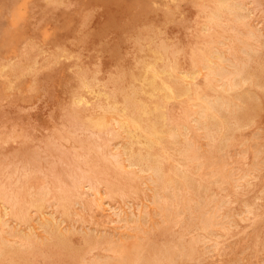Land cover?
Segmentation results:
<instances>
[{"label": "rangeland", "instance_id": "1", "mask_svg": "<svg viewBox=\"0 0 264 264\" xmlns=\"http://www.w3.org/2000/svg\"><path fill=\"white\" fill-rule=\"evenodd\" d=\"M32 1H33V3L31 4ZM60 1L59 0H55V1L54 0H49V1L48 0H35V1L34 0H0V58H1L0 59V68H1V70H0V162H1V164L3 163L2 164L3 167L0 164V177H1L0 178V193H1L0 196L2 197V195L4 194L3 197L4 196L5 197L3 199L6 200V202L5 201L4 202H5V204L7 203L8 210L10 212L8 223L3 224L6 228L0 222V226H2V227H0V238L3 237L8 242L7 243L6 241L2 240L0 243V249H1L0 250V264H6V263L7 264H74V263L75 264H94V263H82L81 262L82 261L81 256L85 255L87 259H90L94 255L96 256V255H101V254L105 253V251H103V248L101 249V247L89 250V248L93 244H95V242L97 243V241H99L97 238V237H99V235H98L99 232H100V236H102L104 238V236H106V237L107 236L117 237L118 234L120 235V232L122 233L125 230V228L123 227V222L120 220L118 221V216L116 214L114 215V213L111 212V210H109V209H104V208L100 207L98 205L99 200L96 198V196L91 194V193L86 192L83 189H80L82 199H83L82 204L71 205V207L69 208L70 209L69 213H67L66 215H62L61 211H60V207L56 206L54 203L51 205H48L47 204L48 202L41 201L40 204L43 203L42 205H33L32 206V204L30 203L31 204L30 205L29 202H32L35 199V196H36L35 194H37V192L41 188H44L46 186L52 187L55 195L58 194L56 187L54 188V186H55L54 184L56 182L57 177L62 176L68 170V168L74 166L73 164H76L75 163L76 161L74 159L75 158L74 154L76 156L78 153L79 154L83 153L84 149L89 144V141L97 142V140L95 138H94L95 140L93 139V136L90 134L89 129L88 128L86 129L85 127L82 128V126H87V123L90 121V119L96 118V117H105L107 120H110L112 118V116H115V111L108 109L107 106L114 102V104H117V106L122 107L125 104L124 102H126V101L128 102V103L126 102L128 105V113L130 114V112H132L130 115L136 116V117L140 116V114H139L140 110H138V108H136L133 105H137L138 103L143 102L150 109H153V106H155V105H161L163 108L159 106L160 109L155 110V111L154 110L151 111L152 113H150L148 115V118H149L148 122L150 123L151 121L155 120L157 122V125L159 126L166 119V120L172 121L173 124L177 125L182 132L184 131L183 125H187L189 127V133L187 136L191 137L199 145V147L201 146L200 147L201 152L206 151L205 153H202V156L205 157V160H203V158H201V159L203 160V162L204 161L205 162L203 163V165L201 167H198L197 164H194V163L191 164V162H187V168H188V174H189V176H188L189 188H188V185L185 188L181 187L183 189V190L181 189V192H182L181 197L183 198L185 196V198H183V200L184 199L185 200L193 199V203H192V210L194 209L192 212L193 215H192V213L190 214L188 211H183L180 213L181 216L179 215L180 221H178V222L172 221L171 225H170V222H166V223L163 222L162 219L156 213H154V211H156V207H155L156 205H154L153 203H150V199L152 198V196L154 194V189L152 188V185H150V186H148L147 184L144 185V183L142 182V180L146 177L145 173H140L139 171H137L136 168H132V166L127 167L126 172H128V170L131 168L130 170L134 171L133 173H131L129 170V173L124 174L122 177H119V178H117L118 176L115 174V171H113V173L111 172L112 176H110L109 178H110L111 182H114V184H112V185H115L116 187L110 185L111 186V189H110V188H107L103 185L104 186L103 190H104V192H106L108 190L106 192V195L107 194L111 195L110 197H111L112 202L115 203V205L117 207H119V208L121 207L122 210L124 209L123 210L124 215H125V213L126 214L131 213V210L135 213H138L139 210H138L137 205H140L139 208L142 209L144 207V205L140 204V202L141 203L142 202L148 203L147 208L149 209V212L147 213V215L141 217V219H140L141 224H143L144 228L146 229V232H145L146 234L144 235V237L147 235V237H145L143 240L144 244H146L148 247L153 249V247L157 248V247H162L161 245L164 246V245L172 244V242L174 243L176 241V239L178 240L179 235L181 233L184 234V237L186 240H187V238H190V236L193 233L194 234H196L198 232L201 233V231L197 227L198 226L197 224H198V211H199V209L200 208H206V207L210 208L213 205L222 204L223 205L222 214L225 215L227 218V222L225 223L224 227L223 228L222 227H216L211 233H208L207 236L210 238L209 241L206 243L202 242V241L199 242L201 244L204 243L203 246L201 244L197 243L196 247L199 244L198 249L196 248V251H195L196 254L194 253V256L191 259H185L184 260V259L179 258L175 262H169L168 263V261H164L162 264H193V263L194 264H215V263L216 264H226V263H229V264H248V262H249V264H255V263L261 264V262L264 261V259L262 260V258H264V156H263L264 155V151H263V149H264V130H263L264 129V87H263L264 86V39H263L264 38V35H263V33H264V20H263L264 19V11H262V10H264V7H262L261 4H258L259 2L261 3V0H258L259 2L257 0H250V1L249 0H244V1L238 0V1L242 2L244 5L243 12L248 14L249 23L252 22L250 25L253 27L256 26L257 29L259 30L258 32L260 33L259 39L257 41V48L254 51L257 56L254 54V52L250 53L248 61L246 59V56L244 54H242V52L239 48L241 44L239 43V41L236 39V36H235V33H237L239 30H243V28L240 27L238 24H236V25L233 24L234 21H233V18H231L232 15L230 13L224 11L225 15L223 16L224 18H223V22H221L222 24L220 23L219 25H214V27L211 26L209 29L207 28L208 9H210L211 7H215V4H216L215 0H206L207 1L206 2L207 8L202 6V4H201L202 0H170V1L166 0L167 3L165 0H117V2H116V0L115 1L114 0H88V1L87 0H75V1L74 0H68V1L67 0H60ZM168 1H169V3H168ZM52 2H54V3L52 4ZM119 2H121V3H119ZM155 3H157V4H155ZM160 3L161 4L163 3L164 5L163 4L161 5ZM35 4H36V6H35ZM60 4H62L63 7L60 6ZM102 4H104V5H102ZM166 4H167L168 8L166 7ZM124 5H125V7H124ZM151 5L153 7H151ZM45 6H46V8H45ZM122 7H124V8H122ZM136 7H138V8H136ZM148 7H151V8H148ZM247 7H249V8H247ZM43 8H45L44 9L45 11L43 10ZM63 8H66V9H63ZM131 9H133V10H131ZM167 9H169V10H167ZM116 10H117V12H116ZM126 10H127V12H126ZM35 11H36V13H35ZM64 11H65V13H64ZM111 11H112V13H110ZM62 12H63V15H62ZM86 12H88V13H86ZM163 12H164V14H163ZM84 13H85V15H84ZM226 13H228V14H226ZM136 14H137V16H136ZM250 14H252V15H250ZM125 15H126V17H125ZM127 15L129 17H127ZM143 15H145V16H143ZM251 16H252V18H251ZM175 17H177V18H175ZM228 18H230V19L228 20ZM88 19H90V20H88ZM173 19H174V21H173ZM126 20H127L128 24H127ZM258 20H260V21H258ZM33 21H34V23H33ZM225 21L228 23H225ZM109 22H110V24H109ZM34 24H36V25H34ZM232 24H233V28H232ZM38 26H39V28H38ZM111 26H113V27H111ZM184 26H186V27H184ZM101 27H102V29H101ZM34 28H36V29H34ZM107 28H109V29H107ZM186 28H188L189 30ZM202 28H204L205 30H203ZM226 29H228V30H226ZM235 29H236V31H235ZM220 30H222V31H220ZM207 31H209V33H207ZM228 32H230V33H228ZM82 36H83V38H82ZM205 36H207V37H205ZM225 36L228 39H226ZM79 37H80V39H79ZM62 39H64V41ZM214 39H216V40H214ZM222 39H223V41H222ZM229 39H231V40H229ZM152 40H153V42H152ZM220 41H221V43H220ZM228 43L232 44L234 46L236 54H237L238 58L240 57L239 58L240 60H246L247 61L246 65H245V70H244V73L247 74V76L243 73L242 78H240V80L238 81L237 87H235L234 89L229 90V91H225L224 89L221 90L222 88L218 87L216 80H212V81L210 80L209 81V79L212 78L211 76H209L211 78H209L208 76L207 77L199 76L191 84L192 88H191L190 94L192 96H197V95L203 96L204 94L208 95V96H210V95L215 96V95L219 94L224 99L229 101V107H228L229 111H228V109L223 110V111L220 110L218 112V115L216 116L217 118L213 117L212 115L210 116V114H209V116H207L205 119H202L203 121L201 120V122L203 124H200V126H199V124L196 123V121L193 118L196 115V112L194 111L195 108H194L193 104L191 103V99L185 94H180L183 87L185 86V82L183 81L182 78L177 79L178 82L176 80H174L175 82L171 80L172 81L171 82L167 76H163L162 81H164V82L168 81L174 86V90H175L176 94L171 99H168L165 96L164 90H153L151 86H146V85L142 84L141 80H142V77L144 75L145 65H147V63H149L150 61L155 62L157 69L161 68L163 66V62L166 63V61H169L174 65V67H176L177 74H179L181 76V74H183L185 72L190 73L193 69H195L196 67H199L201 62H202L203 56H208L213 47L217 46L219 48H226L225 46ZM235 43L237 45H235ZM140 44L142 47L139 46ZM170 44L172 46V49H171ZM178 44H179V46H178ZM218 44H220V45H218ZM157 45H158V48H157ZM208 45L210 46V48ZM236 46H238V47L236 48ZM116 47H118L119 49ZM170 50L173 53H171ZM238 50H240L239 53H238ZM199 51H201L202 54ZM205 52L208 54H206ZM100 54H102V55H100ZM199 54L202 56H198ZM160 55H161V59L157 58ZM173 55H175V56H173ZM253 55H255V56H253ZM68 58H70V59H68ZM247 70H248V72H247ZM256 73H258V74H256ZM260 74H261V76H260ZM248 75H250V78ZM75 76H77V77H75ZM259 76L262 78H260ZM64 77L66 78V80H64L65 79ZM78 77H80V78L78 79ZM22 78H23V80H22ZM87 78H89V79H87ZM17 80H19V81H17ZM20 80H21V82H20ZM249 80H251V81H249ZM259 82L262 84H260ZM85 83H86V85H84ZM79 84H80V86H79ZM177 85H178V87H177ZM259 85H260V87H259ZM7 87H9V89ZM216 87H217V89H216ZM248 91H249V94H251V95H249L247 93ZM250 91L252 93H250ZM130 92L132 94H130ZM151 92L153 93V96L150 95ZM242 93L244 94V98H243ZM253 93H254V95H253ZM245 95H247V96H245ZM252 96H254V97H252ZM79 97H83V99H85V100H83L81 102L80 101L77 102ZM256 100H258V101H256ZM249 101H250V103H249ZM66 102H67V104H66ZM129 102H130V104H129ZM78 103H80V104H78ZM247 103H249V104H247ZM106 104H107V106H105ZM238 106H240V107H238ZM65 107H66V109H65ZM243 107H245V108L243 109ZM58 108L59 109L62 108V109L59 110ZM183 108H185V111ZM238 109L240 111H242V110L243 111L240 112ZM257 110H260V111L258 112ZM160 111L162 113H160ZM253 111H254V113H253ZM65 112L66 113L68 112L67 113V114H69L68 118H67V114ZM108 112H109V114H107ZM236 112H237V114H236ZM256 112H258V113H256ZM75 113H76V115H75ZM247 114H249V115L246 118ZM253 114H255V115L253 116ZM257 114H259L260 116ZM102 115H104V116H102ZM159 115L160 116L162 115L161 116L162 118H160ZM230 116H231V118L228 119V117H230ZM72 117H73V119L71 121V119H69V118H72ZM238 117H240L241 119ZM66 119H68V120L66 121ZM178 119H179V121H178ZM210 119H212V120H210ZM235 119L240 121L238 123L239 125L234 123ZM82 120H83V122H82ZM213 120H215V121H213ZM249 120H250V122H247ZM209 121H211V122H209ZM193 123H195V124H193ZM230 123H232V124H230ZM202 125L204 127H205V125H207L209 128L212 129L213 141H212V139H210L208 141V138L206 139L205 136L203 137L205 128ZM236 125H237V127H236ZM67 126H69V127H67ZM225 127H226V129H225ZM61 128H63V129H61ZM13 129H14V131H11ZM200 129H202V130H200ZM50 130H52V131H50ZM61 131H62V133H61ZM75 131H76V133H75ZM260 131L263 133H261ZM214 132H216V133H214ZM17 133H18V135H17ZM56 133H58V135ZM225 133H228L229 135L225 134ZM223 134H225L224 137H223ZM45 135H46V137H45ZM124 135H126L125 132H119L118 137L116 136L115 138L110 140V142H112V143L109 144V146L107 147L108 149H106V151L107 152H118L119 150H123L121 148L122 146L116 147V145H117L116 143L121 144L122 142H124L126 140V139L124 140V138H127ZM59 136L62 138H60ZM44 137H45V139H42ZM51 137L53 140L51 139ZM37 138L39 139V141ZM183 138H184L183 134L180 135L176 140L168 138V137H164L159 144L154 146L156 151H163V152L167 151L172 156V159H170L167 162L166 168H170V167L173 168L176 165V163H181L180 153L178 150L184 144ZM196 138H198V139H196ZM107 140L108 139L106 138V136H104L103 141H107ZM46 141H48V142H46ZM98 141H100V140H98ZM38 142H39V144H38ZM44 142H45V144H43ZM100 142H102V140ZM217 142H220V143L218 144ZM47 143H49V145H47ZM80 143L82 145L83 144L84 145L82 146ZM229 143H231V144H229ZM34 144H35V147H34ZM111 144H113V145H111ZM226 144H228V145H226ZM237 144H239V146ZM253 144H254V146H253ZM67 145H68V147H67ZM71 145H73V146H71ZM220 145L221 146L223 145V146L220 147ZM76 146H77V148H76ZM134 146L137 148V145L134 144ZM203 146H205V147H203ZM218 146H219V148H218ZM243 146H245V147H243ZM260 147H262V148H260ZM38 148H39V150H38ZM114 148L116 151L114 150ZM226 148H228V149H226ZM229 148H230V150H229ZM26 149H28V150H26ZM40 149H43L44 151L43 150L40 151ZM35 151H36V154H35ZM38 151H39V153H38ZM80 151H82V152H80ZM236 151H238V152H236ZM255 151H257L258 153ZM240 152H241V154H240ZM26 153H28V154H26ZM57 153H58V155H57ZM60 153L63 156L60 155ZM177 153H178V155H177ZM233 153H234V156H233ZM215 154L217 156H215ZM45 155H46L47 159L45 158ZM213 156H214V158L215 157L216 158L214 159ZM26 157H28V158L26 159ZM261 157H263V158H261ZM30 158H32L33 160ZM252 158H253V160H252ZM31 160L36 162V164L34 162H32ZM35 160H37V161H35ZM43 160H45V161L43 162ZM26 161H28V163H26ZM56 161L57 162L59 161L60 163H56ZM218 161H220V162H218ZM253 161H254V163H253ZM49 162H50V164H49ZM6 163H7V165H6ZM20 163H21V165H20ZM205 163H206V165H205ZM214 163L217 164V166L218 165L221 166V168H222V170H224V172L234 171L236 174L231 176V177H233V179L229 176L230 178L227 177L228 179L222 180V178L220 179L218 177L213 176V174H212L213 170L215 168H217V166H215ZM43 164H45V165H43ZM61 164H64V165H61ZM4 165H5V167H4ZM25 165H26V167H25ZM48 165L51 167H49ZM251 165L253 167H251ZM17 166H18L19 170H18ZM206 166H207V168H206ZM226 166H228V167H226ZM47 167H48V169H47ZM238 167H239V169H238ZM248 167H249V169H248ZM204 168H205V170H204ZM208 169L211 172L208 171ZM230 169H233V170H230ZM4 170H5V172H4ZM17 170H18V172H17ZM23 170H24V172H23ZM194 170H196V171H194ZM203 170L205 171L206 175L203 174L204 173ZM9 171H10V175H9ZM20 171H22V172H20ZM59 171L61 173H59ZM241 173H247V174H246V176L240 178L241 180L240 179L236 180L235 178ZM21 174H25L24 178H23V175H21ZM28 175H30V176L28 177ZM140 175L141 176L144 175V177H141ZM208 175H210V176H208ZM14 176L17 180H15ZM20 176H22V177H20ZM54 176L56 177V179ZM131 176H135L137 178V180L134 181L133 178H130ZM7 177H8V179H7ZM41 177H43V178L45 177L44 180ZM48 178H49V180H48ZM139 178L140 179L142 178V179L140 180ZM189 178H191V179L189 180ZM29 179H31V180H29ZM192 179H194V180H192ZM6 181H8V183ZM46 181H47V183H46ZM190 181H191V183H190ZM13 182H14V184H13ZM141 182H142V184H141ZM233 182H235V183H233ZM236 182H238V183H236ZM38 183H41L40 187H37L40 185ZM131 184L134 187L133 189L130 188ZM201 184L203 187H201ZM7 185H8V187H7ZM128 185H129V187H128ZM192 185H194L195 187L197 186V187L194 188V186L192 187ZM233 185H235V186H233ZM149 188H150V190H149ZM18 189L20 190L19 192H18ZM28 189H29V191H28ZM120 189H122L125 192H129L127 194L129 196V198H132V200L135 204L131 209L128 206L123 205L124 201L122 200L121 195L118 196L119 194L116 193ZM142 189H143V191H142ZM157 189H159V187H157ZM196 189H197V191H195ZM209 189H210V192H209ZM33 190H36L37 192H35ZM110 190L113 192H111ZM133 190H135V192H133ZM201 191H203V192H201ZM21 192H24V193H21ZM33 194H34V196H33ZM12 195L14 198L12 197ZM7 197H9V198H7ZM87 197L88 198L90 197L91 199L90 198L88 199ZM225 197H228V198H225ZM32 198H33V200H32ZM93 198H96V199H93ZM194 198H195L196 202H194L195 201ZM225 199H228V200H225ZM1 200L2 199L0 198V205L2 208L1 203L3 201H1ZM83 201H85V202H83ZM226 201H228V202H226ZM244 201H245V203H244ZM90 202L92 205L90 204ZM193 204L196 207H194ZM47 205H48V207H47ZM81 206L83 208H81ZM255 206L258 208H256ZM197 207H198V210H197ZM1 208H0V211H1L0 213H2ZM29 208H30V210H29ZM39 209H42L44 211L47 210L49 212L52 211V214L51 213L47 214V217L49 218L50 221L49 220L48 221H42L41 219L38 218ZM78 209H79V211L77 213ZM240 209H243V210H240ZM247 209H250V211H247ZM56 210H58V211H56ZM129 210H130V212H129ZM150 210H152V211H150ZM13 212H14V214H13ZM78 215L81 216V218L83 220ZM186 215L188 216V219H187ZM238 215H240V216H238ZM15 216H17L18 218H20L21 216H24L25 219L24 220L21 219V222L18 225V224H16V221L13 220V219L17 218ZM71 217H72V219H71ZM75 217H78V218H75ZM108 217H110V218H108ZM150 217H151V219L153 217V220H151ZM60 219L61 220L64 219V220L61 221ZM142 219H144L145 222H143ZM189 219L191 221H189ZM35 220H36V222H35ZM84 220L88 221V223L85 222ZM192 220H194L193 221L194 223H192ZM38 221H39V223H38ZM103 221H105V222H103ZM42 222H43V224H41ZM45 222H47V223H45ZM79 222H81V223H79ZM155 222H157V223H155ZM9 223L12 225L10 226ZM52 223H54V224H52ZM150 223H152V224H150ZM167 224H168V226H167ZM186 224L187 225L190 224V225H188L186 227ZM58 225L60 228L58 227ZM164 225H166L167 227ZM53 226H54V229H53ZM68 226H70V228ZM226 226H228V227H226ZM49 227H50V229H49ZM118 227H120V228H118ZM164 227H166V228H164ZM235 227H236V229H235ZM78 228H80V229H78ZM226 228H228V229H226ZM2 229H3V231H2ZM24 229L26 231H24ZM30 229H31V231H30ZM96 229H100V231L99 230L97 231ZM163 229H164V231H166L168 229V231H170V232H168V231L164 232ZM12 230H13V232H12ZM27 230H28V232H30V235L27 232ZM55 230H56V232H55ZM41 231H43V232H41ZM95 231H97V232H95ZM114 231H115V233H114ZM25 232L28 234V236ZM60 232H62V233H60ZM245 232H247V233L245 234ZM74 233H75V235H73ZM14 234H17V235L14 236ZM58 235H59V237H58ZM82 235H83V237H82ZM86 236H87V238H86ZM102 237H100L99 239H100V242L103 243L105 241L106 237L104 238V240ZM10 238L12 240H10ZM19 238H21V239H19ZM48 238H50V240ZM92 238L93 239L95 238L94 239L95 241L92 240ZM243 239H244V241H243ZM19 241H20V243H19ZM28 241H29V243H28ZM147 241H148V243H147ZM84 242H86V243H84ZM4 243L6 246L4 245ZM18 243H19V245H18ZM42 243H43V245H42ZM88 244H89V246H88ZM90 244H91V246H90ZM159 244H161V245H159ZM27 245H28V247H27ZM34 245H36L37 247L39 246V247L37 248ZM81 246L83 247V249ZM3 247H4V249H3ZM204 247H205V249H204ZM8 248L10 249V251ZM77 248H78V250H77ZM201 248H202V250H201ZM212 249H215V250L212 251ZM175 250H177V248ZM41 251H43V252H41ZM76 252H78L79 254H76ZM150 252H152V251H150ZM42 253L45 255H43ZM233 254H235V255H233ZM46 255H48V256H46ZM76 255H77V258H76ZM204 255H205V257H204ZM198 257H200V258H198ZM260 258H261V260H260ZM198 260H199V262H198ZM76 262H78V263H76Z\"/></svg>", "mask_w": 264, "mask_h": 264}, {"label": "bare ground", "instance_id": "2", "mask_svg": "<svg viewBox=\"0 0 264 264\" xmlns=\"http://www.w3.org/2000/svg\"><path fill=\"white\" fill-rule=\"evenodd\" d=\"M35 1V0H34ZM49 1V0H48ZM55 1V0H54ZM60 1V0H59ZM68 1V0H67ZM75 1V0H74ZM88 1V0H87ZM86 1V2H87ZM115 1V0H114ZM166 1V0H165ZM170 1V0H169ZM168 1V3H169ZM242 1V0H241ZM244 1V0H243ZM250 1V0H249ZM258 1V0H257ZM61 2V1H60ZM117 2V0H116ZM129 2V1H128ZM185 2V1H184ZM206 0H202V6L207 8L206 7ZM259 2V1H258ZM33 3V1L31 2V4ZM51 3V2H50ZM54 2H52L53 4ZM62 3V2H61ZM121 3V2H119ZM132 3V2H131ZM148 3V2H147ZM167 3V1H166ZM215 7H211L210 9H208V14H207V28L209 29L211 26L214 27V25H219L221 22H223V16L225 15L224 14V11L230 13L232 16L231 18H233V21L234 23L233 24H238L240 27L243 28V30H239L237 33H235V36H236V39L239 41V43L241 44L240 45V50L242 52V54H244L246 56V59L248 61V58L250 56V53H253L256 48H257V41L259 39V30L257 29L256 26H251L250 24L252 23H249V20H248V14L243 12L244 10V5L242 2L238 1V0H215ZM245 3V2H244ZM39 4V3H38ZM57 4V3H56ZM55 4V5H56ZM77 4V3H76ZM110 4V3H109ZM123 4V3H122ZM129 4V3H128ZM157 4V3H155ZM161 4V3H160ZM159 4V5H160ZM163 4V3H162ZM161 4V5H162ZM248 4V3H247ZM258 4H261L260 2ZM64 5V4H63ZM72 5V4H71ZM104 5V4H102ZM145 5V4H144ZM154 5V4H153ZM164 5V4H163ZM36 6V4H35ZM52 6V5H51ZM60 6H62V4H60ZM122 6V5H121ZM138 6V5H137ZM141 6V5H140ZM201 6V5H200ZM257 6V5H256ZM50 7V6H49ZM53 7V6H52ZM63 7V6H62ZM125 7V5H124ZM122 7V8H124ZM146 7V6H145ZM151 7H153L151 5ZM151 7H148V8H151ZM166 7H167V4H166ZM46 8V6H45ZM43 8V10L45 9ZM54 8V7H53ZM129 8V7H128ZM138 8V7H136ZM157 8V7H156ZM168 8V7H167ZM246 8V7H245ZM249 8V7H247ZM253 8V7H252ZM33 9V8H32ZM52 9V8H51ZM57 9V8H56ZM59 9V8H58ZM63 9H66V8H63ZM68 9V8H67ZM84 9V8H83ZM114 9V8H113ZM126 9V8H125ZM135 9V8H134ZM141 9V8H140ZM158 9V8H157ZM172 9V8H171ZM257 9V8H256ZM69 10V9H68ZM90 10V9H89ZM133 10V9H131ZM130 10V11H131ZM137 10V9H136ZM151 10V9H150ZM169 10V9H167ZM249 10V9H248ZM261 10V9H260ZM26 11V10H25ZM45 11V10H44ZM43 11V12H44ZM66 11V10H65ZM64 11V13H65ZM125 11V10H124ZM129 11V10H128ZM246 11V10H245ZM255 11V10H254ZM264 11V10H262ZM50 12V11H49ZM52 12V11H51ZM68 12V11H67ZM90 12V11H89ZM96 12V11H95ZM108 12V11H107ZM117 12V10H116ZM127 12V10H126ZM132 12V11H131ZM135 12V11H134ZM36 13V11H35ZM53 13V12H52ZM51 13V14H52ZM88 13V12H86ZM112 13V11L110 12ZM109 13V14H110ZM125 13V12H124ZM151 13V12H150ZM167 13V12H166ZM169 13V12H168ZM204 13V12H203ZM226 13V14H228ZM108 14V15H109ZM134 14V13H133ZM146 14V13H145ZM164 14V12H163ZM41 15V14H40ZM61 15V14H60ZM62 15H63V12H62ZM85 15V13H84ZM83 15V16H84ZM168 15V14H167ZM180 15V14H179ZM252 15V14H250ZM33 16V15H32ZM43 16V15H42ZM53 16V15H52ZM89 16V15H88ZM94 16V15H93ZM131 16V15H130ZM137 16V14H136ZM135 16V17H136ZM145 16V15H143ZM204 16V15H203ZM230 16V15H229ZM108 17V16H107ZM111 17V16H110ZM126 17V15H125ZM127 17H129L127 15ZM188 17V16H187ZM39 18V17H38ZM120 18V17H119ZM118 18V19H119ZM177 18V17H175ZM181 18V17H180ZM226 18V17H225ZM252 18V16H251ZM109 19V18H108ZM114 19V18H113ZM125 19V18H124ZM136 19V18H135ZM182 19V18H181ZM185 19V18H184ZM183 19V20H184ZM230 18H228L229 20ZM37 20V19H36ZM90 20V19H88ZM134 20V19H133ZM182 20V21H183ZM192 20V19H191ZM190 20V21H191ZM264 20V19H263ZM76 21V20H75ZM74 21V22H75ZM104 21V20H103ZM162 21V20H161ZM174 21V19H173ZM188 21V20H187ZM260 21V20H258ZM36 22V21H35ZM127 22V20H126ZM179 22V21H178ZM230 22V21H229ZM34 23V21H33ZM55 23V22H54ZM88 23V22H87ZM103 23V22H102ZM101 23V24H102ZM121 23V22H120ZM119 23V24H120ZM123 23V22H122ZM225 23H228L225 21ZM90 24V23H89ZM110 24V22H109ZM118 24V25H119ZM128 24V22H127ZM222 24V23H221ZM233 24H232V28H233ZM36 25V24H34ZM105 25V24H104ZM117 25V26H118ZM254 25V24H253ZM103 26V25H102ZM31 27V26H30ZM35 27V26H34ZM73 27V26H72ZM108 27V26H107ZM113 27V26H111ZM137 27V26H136ZM186 27V26H184ZM190 27V26H189ZM205 27V26H204ZM39 28V26H38ZM116 28V27H115ZM239 28V27H238ZM260 28V27H259ZM32 29V28H31ZM36 29V28H34ZM72 29V28H71ZM102 29V27H101ZM105 29V28H104ZM109 29V28H107ZM188 29V28H186ZM203 30H205L204 28H202ZM207 29V30H208ZM33 30V29H32ZM73 30V29H72ZM90 30V29H89ZM88 30V31H89ZM124 30V29H123ZM189 30V29H188ZM228 30V29H226ZM230 30V29H229ZM76 31V30H75ZM80 31V30H79ZM87 31V32H88ZM222 31V30H220ZM224 31V30H223ZM236 31V29H235ZM261 31V30H260ZM32 32V31H31ZM69 32V31H68ZM72 32V31H71ZM84 32V31H83ZM86 32V31H85ZM92 32V31H91ZM102 32V31H101ZM213 32V31H212ZM225 32V31H224ZM103 33V32H102ZM207 33H209V31H207ZM214 33V32H213ZM221 33V32H220ZM230 33V32H228ZM232 33V32H231ZM73 34V33H72ZM222 34V33H221ZM262 34V33H261ZM77 35V34H76ZM95 35V34H94ZM223 35V34H222ZM264 35V33H263ZM84 36V35H83ZM82 36V38H83ZM123 36V35H122ZM137 36V35H136ZM153 36V35H152ZM221 36V35H220ZM229 36V35H228ZM73 37V36H72ZM150 37V36H149ZM207 37V36H205ZM217 37V36H216ZM222 37V36H221ZM68 38V37H67ZM77 38V37H76ZM104 38V37H103ZM213 38V37H212ZM226 38V36H225ZM231 38V37H230ZM28 39V38H27ZM80 39V37H79ZM162 39V38H161ZM211 39V38H210ZM209 39V40H210ZM220 39V38H219ZM228 39V38H226ZM232 39V38H231ZM229 39V40H231ZM264 39V38H263ZM26 40V39H25ZM64 41V39H62ZM99 40V39H98ZM163 40V39H162ZM204 40V39H203ZM206 40V39H205ZM216 40V39H214ZM68 41V40H67ZM80 41V40H79ZM223 41V39H222ZM234 41V40H233ZM25 42V41H24ZM32 42V41H31ZM72 42V41H71ZM82 42V41H81ZM153 42V40H152ZM219 42V41H218ZM235 42V41H234ZM34 43V42H33ZM63 43V42H62ZM115 43V42H114ZM165 43V42H164ZM179 43V42H178ZM221 43V41H220ZM224 43V42H223ZM232 43V42H231ZM35 44V43H34ZM159 44V43H158ZM172 44V43H171ZM170 44V46H171ZM207 44V43H206ZM210 44V43H209ZM32 45V44H31ZM193 45V44H192ZM212 45V44H211ZM220 45V44H218ZM235 45H237L235 43ZM29 46V45H28ZM34 46V45H33ZM141 46V44L139 45ZM154 46V45H153ZM160 46V45H159ZM179 46V44H178ZM204 46V45H203ZM209 46V45H208ZM142 47V46H141ZM206 47V46H205ZM222 47V46H221ZM226 48H219L217 46L213 47L212 50L210 51V54L208 56H203V59H202V62L200 64L199 67H196L195 69H193L190 73H183L181 74V76L179 74H177L176 72V67H174V65L169 62V61H166V63L163 62V66L161 68H156V64L155 62L153 61H150L149 63H147V65H145V68H144V75L142 77V84L143 85H146V86H151L153 90H164L165 91V96L168 98V99H171L173 96H175V90H174V86L170 83V82H164L162 81V78L163 76H167L170 81H174L176 80L178 82L177 79H180L182 78L183 81L185 82V86L183 87L182 91L180 92V94H185L187 95L190 99H191V103L193 104L194 108H195V112H196V115L193 117L194 120L196 121V123L199 124H203L201 122L202 119H205L207 116H210L212 115L213 117H216L218 115V112L220 110H227L228 107H229V101L224 99L221 95L217 94L215 96H208V95H197V96H192L190 94V91H191V84L193 83V81L199 77V76H204V77H209L211 79H209V81L211 80H216L217 84H218V87L222 88L221 90H225V91H229V90H232L234 89L235 87H237L238 85V81L240 80V78H242L243 76V73H244V70H245V65H246V60H240L236 54V51H235V48L232 44H227L225 46ZM238 46H236L237 48ZM33 48V47H32ZM41 48V47H40ZM118 48V47H116ZM157 48H158V45H157ZM161 48V47H160ZM165 48V47H164ZM202 48V47H201ZM210 48V46H209ZM63 49V48H62ZM119 49V48H118ZM141 49V48H140ZM171 49H172V46H171ZM174 49V48H173ZM208 49V48H207ZM206 49V50H207ZM39 50V49H38ZM99 50V49H98ZM162 50V49H161ZM179 50V49H178ZM202 50V49H201ZM238 50V53L239 51ZM262 50V49H261ZM260 50V51H261ZM46 51V50H45ZM61 51V50H60ZM171 51V50H170ZM176 51V50H175ZM180 51V50H179ZM258 51V50H257ZM42 52V51H41ZM99 52V51H98ZM159 52V51H158ZM163 52V51H162ZM198 52V51H197ZM201 52V51H199ZM209 52V51H208ZM59 53V52H58ZM165 53V52H164ZM171 53H173L171 51ZM177 53V52H176ZM206 53V52H205ZM204 53V54H205ZM258 53V52H257ZM261 53V52H260ZM62 54V53H61ZM162 54V53H161ZM202 54V52H201ZM208 54V53H206ZM255 54V52H254ZM102 55V54H100ZM171 55V54H170ZM176 55V54H175ZM173 55V56H175ZM195 55V54H194ZM256 55V54H255ZM253 55V56H255ZM60 56V55H59ZM172 56V55H171ZM198 56H202V55H198ZM257 56V55H256ZM16 57V56H15ZM197 57V56H196ZM62 58V57H61ZM157 58L161 59V55L158 56ZM165 58V57H164ZM251 58V57H250ZM263 58V57H262ZM1 59V58H0ZM36 59V58H35ZM60 59V58H59ZM70 59V58H68ZM37 60V59H36ZM169 60V59H168ZM199 60V59H198ZM11 61V60H10ZM34 61V60H33ZM45 61V60H44ZM250 61V60H249ZM35 62V61H34ZM59 62V61H58ZM259 62V61H258ZM32 63V62H31ZM37 63V62H36ZM41 63V62H40ZM81 63V62H80ZM100 63V62H99ZM161 63V62H160ZM197 63V62H196ZM250 63V62H249ZM248 63V64H249ZM6 64V63H5ZM11 64V63H10ZM54 64V63H53ZM29 65V64H28ZM55 65V64H54ZM161 65V64H160ZM195 65V64H194ZM250 65V64H249ZM263 65V64H262ZM30 66V65H29ZM75 66V65H74ZM32 67V66H31ZM68 67V66H67ZM3 68V67H2ZM60 68V67H59ZM7 69V68H6ZM64 69V68H63ZM82 69V68H81ZM247 69V68H246ZM1 70V68H0ZM11 70V69H10ZM67 70V69H66ZM6 71V70H5ZM4 71V72H5ZM32 71V70H31ZM69 71V70H68ZM67 71V72H68ZM8 72V71H7ZM6 72V73H7ZM37 72V71H36ZM65 72V71H64ZM248 72V70H247ZM260 72V71H259ZM2 73V72H1ZM24 73V72H23ZM26 73V72H25ZM40 73V72H39ZM98 73V72H97ZM31 74V73H30ZM83 74V73H82ZM81 74V75H82ZM85 74V73H84ZM245 74V73H244ZM258 74V73H256ZM118 75V74H117ZM247 76V74H245ZM18 76V75H17ZM16 76V77H17ZM22 76V75H21ZM249 78H250V75H248ZM261 76V74H260ZM259 76V77H260ZM23 77V76H22ZM77 77V76H75ZM91 77V76H90ZM18 78V77H17ZM39 78V77H38ZM65 78V77H64ZM63 78V79H64ZM80 77H78L79 79ZM262 78V77H260ZM259 78V79H260ZM14 79V78H13ZM85 79V78H84ZM83 79V80H84ZM89 79V78H87ZM86 79V80H87ZM206 79V78H205ZM208 79V78H207ZM245 79V78H244ZM11 80V79H10ZM23 80V78H22ZM66 80V78L64 79ZM256 80V79H255ZM13 81V80H12ZM19 81V80H17ZM16 81V82H17ZM40 81V80H39ZM81 81V80H80ZM171 81V82H172ZM251 81V80H249ZM21 82V80H20ZM61 82V81H60ZM175 82V81H174ZM215 82V83H216ZM257 82V81H256ZM29 83V82H28ZM54 83V82H53ZM79 83V82H78ZM260 83V82H259ZM258 83V84H259ZM11 84V83H10ZM14 84V83H13ZM18 84V83H17ZM175 84V83H174ZM251 84V83H250ZM262 84V83H260ZM20 85V84H19ZM59 85V84H58ZM86 85V83L84 84ZM94 85V84H93ZM179 85V84H178ZM177 85V87H178ZM13 86V85H12ZM28 86V85H27ZM80 86V84H79ZM242 86V85H241ZM258 86V85H257ZM114 87V86H113ZM260 87V85H259ZM264 87V86H263ZM9 89V87H7ZM44 88V87H43ZM90 88V87H89ZM92 88V87H91ZM97 89V88H96ZM138 89V88H137ZM217 89V87H216ZM196 90V89H195ZM219 90V89H218ZM217 90V91H218ZM87 93V92H86ZM95 93V92H94ZM110 93V92H109ZM113 93V92H112ZM244 93V92H243ZM242 93V94H243ZM249 94V91L247 92ZM246 93V94H247ZM250 93H252L250 91ZM98 94V93H97ZM130 94H132L130 92ZM198 94V93H197ZM203 94V93H202ZM95 95V94H94ZM106 95V94H105ZM104 95V96H105ZM148 95V94H147ZM151 96H153V93L151 92L150 93ZM149 95V96H150ZM164 95V94H163ZM214 95V94H213ZM234 95V94H233ZM236 95V94H235ZM251 95V94H249ZM254 95V93H253ZM77 96V95H76ZM247 96V95H245ZM238 97V96H237ZM242 97V96H241ZM250 97V96H249ZM248 97V98H249ZM254 97V96H252ZM256 97V96H255ZM236 98V97H235ZM243 98H244V94H243ZM246 98V97H245ZM251 98V97H250ZM257 98V97H256ZM124 99V98H123ZM239 99V98H238ZM76 100V99H75ZM85 99H83V97H79L77 102L78 101H83ZM173 100V99H172ZM250 100V99H249ZM255 100V99H254ZM109 101V100H108ZM126 101V100H125ZM171 101V100H170ZM247 101V100H246ZM258 101V100H256ZM255 101V102H256ZM260 101V100H259ZM87 102V101H86ZM127 102V101H126ZM124 102L125 104L122 106V107H119L117 106V104H114L111 103L107 106V104L105 106H107L108 109L110 110H113L115 111V116H112V118L110 120H107L105 117H96V118H92L90 119V121L87 123V126H82L85 127L86 129L88 128L89 131H90V134L93 136V139L95 138L97 140V142H91L89 141V144L86 146V148L84 149V152L83 153H76L77 155L75 156L74 154V159H75V163L76 164H73L74 166L68 168V170L60 177H55L56 179V182H55V186L54 188L56 187V190L58 191V194L55 195L52 187H44V188H41L38 192L36 190H33L35 192H37V194H35V199L33 200L32 198V202H29V204L31 203L32 206L33 205H42L40 204L41 201H45V202H48L47 204L48 205H51V204H55L56 206L60 207V211H61V214L62 215H66L67 213H69V208L71 207V205H74V204H82V195H81V191L80 189H83L85 190L86 192L88 193H91L93 195L96 196V198L99 200V206L104 208V209H109L111 210V212L114 213V215L116 214L118 216V221H122L123 222V227L125 228V230L121 233L120 232V235L117 237H109V236H104L105 238V241L102 243L100 242V232H99V237L97 241V243L95 242V244H93L91 246L90 244V248L89 250H92L94 248H99L101 247V249L103 248V251H105L104 254H101V255H94L92 256V258L90 259H87L86 256H81L82 257V263H94V264H162L164 261H168L169 262H175L177 259L181 258V259H191L193 256H194V253L196 251V248L198 249V245L201 244L199 242H208L209 241V237L207 236L208 233H211L216 227H224L225 223L227 222V218L225 215L222 214V207L223 205L222 204H217V205H213V206H209L210 208H200L199 211H198V228L199 230L201 231V233H196V234H192L190 236V238H187V240L185 239L184 237V234L181 233L179 235V238L178 240L176 239V241L172 244H169V245H161L162 247H153V249H151L150 247H148L146 244H144V238L147 237V235L144 237V235L146 234V229L144 228L143 224H141V217L147 215V213L149 212V209L147 208L148 206V203H145V202H140V204H143L144 207L141 209L139 208L140 205H137L138 207V213H135L131 210V213L129 214H126L124 215V212L123 210L121 209V207H117L115 205V203L112 202L111 200V195L107 194L106 195V192H104L103 188L104 186L107 187V188H110L111 189V186L112 184H114V182H111L110 181V176H112V173L113 171H115V174L118 176L117 178L119 177H122L124 174H127L129 173V169L128 172H126L127 170V167L129 166H132V168H136L137 171H139L140 173H145L146 174V177L142 180V182L145 184H147L148 186L152 185V188L154 189V194L152 196V198L150 199V203H153L154 205H156V211H154V213H156L161 219L163 222H170V225L173 222H178L180 221L179 219V215L181 216V212L183 211H188L190 214L193 212L192 210V203H193V199H187V200H183V198H185V196L182 198L181 194V187L185 188L187 185H188V188H189V181H188V168H187V162H191L194 163V164H197L198 167H201L203 165V160H205V157L202 156V153H205V152H201V146L199 147V145L188 135L189 133V127L187 125H183V132L180 130V128L173 124L172 121H169V120H164L162 122L161 125H157V122L154 120V121H151L150 123L148 122L149 118H148V115L150 113H152L151 111L152 110H158L160 109V107H162L161 105H155L153 106V109H150L148 108V106L141 102V103H138L137 105H133L135 106L136 108H138V110H140V116L136 117V116H132L130 115L132 112H130V114L128 113V105L127 103ZM165 102V101H164ZM190 102V101H189ZM234 102V101H233ZM236 102V101H235ZM245 102V101H244ZM254 102V103H255ZM73 103V102H72ZM89 103V102H88ZM163 103V102H162ZM190 103V104H191ZM238 103V102H237ZM250 103V101H249ZM247 103V104H249ZM253 103V104H254ZM257 103V102H256ZM67 104V102H66ZM80 104V103H78ZM96 104V103H95ZM130 104V102H129ZM164 104V103H163ZM189 104V103H188ZM232 104V103H231ZM230 104V105H231ZM235 104V103H234ZM252 104V105H253ZM62 105V104H61ZM69 105V104H68ZM72 105V104H71ZM83 105V104H82ZM132 105V104H131ZM237 105V104H236ZM251 105V106H252ZM63 106V105H62ZM67 106V105H66ZM96 106V105H95ZM98 106V105H97ZM160 106V107H159ZM190 106V105H189ZM192 106V107H193ZM254 106V105H253ZM257 106V105H256ZM77 107V106H76ZM83 107V106H82ZM102 107V106H101ZM186 107V106H185ZM240 107V106H238ZM255 107V106H254ZM260 107V106H259ZM68 108V107H67ZM103 108V107H102ZM106 108V109H107ZM163 108V107H162ZM245 107H243L244 109ZM250 108V107H249ZM252 108V107H251ZM59 109V108H58ZM62 109V108H61ZM59 109V110H61ZM66 109V107H65ZM79 109V108H78ZM83 109V108H82ZM94 109V108H93ZM133 109V108H132ZM184 111H185V108H183ZM193 109V108H192ZM232 109V108H231ZM236 109V108H235ZM234 109V110H235ZM242 109V108H241ZM255 109V108H254ZM261 109V108H260ZM74 110V109H73ZM76 110V109H75ZM179 110V109H178ZM239 110V109H238ZM251 110V109H250ZM70 111V110H69ZM83 111V110H82ZM86 111V110H85ZM103 111V110H102ZM108 111V110H107ZM191 111V110H190ZM229 111V109H228ZM237 111V110H236ZM240 111V110H239ZM243 111V110H242ZM240 111V112H242ZM255 111V110H254ZM253 111V113H254ZM258 112L260 110H257ZM182 112V111H181ZM256 112V113H258ZM262 112V111H261ZM66 113V112H65ZM68 113V112H67ZM66 113V114H67ZM71 113V112H70ZM104 113V112H103ZM160 113H162L160 111ZM159 113V114H160ZM186 113V112H185ZM192 113V112H191ZM221 113V112H220ZM255 113V114H256ZM109 114V112L107 113ZM222 114V113H221ZM220 114V115H221ZM226 114V113H225ZM224 114V115H225ZM230 114V113H229ZM234 114V113H233ZM232 114V115H233ZM237 114V112H236ZM253 114V116L255 115ZM68 115L67 114V118H68ZM76 115V113H75ZM184 115V114H183ZM187 115V114H186ZM231 115V116H232ZM249 114H247L246 118L248 117ZM252 115V114H251ZM259 115V114H257ZM99 116V115H98ZM104 116V115H102ZM160 116V115H159ZM162 116V115H161ZM160 116V118H162ZM228 117L229 118H231ZM235 116V115H234ZM260 116V115H259ZM78 117V116H77ZM95 117V116H94ZM167 117V116H166ZM190 117V116H189ZM224 117V116H223ZM237 117V116H236ZM241 117V116H240ZM238 117V118H240ZM252 117V116H251ZM210 118V117H209ZM217 118V117H216ZM221 118V117H220ZM73 119L72 118H69ZM79 119V118H78ZM214 119V118H213ZM234 119V118H233ZM241 119V118H240ZM68 119H66L67 121ZM212 120V119H210ZM221 120V119H220ZM225 120V119H224ZM223 120V121H224ZM231 120V119H230ZM251 120V119H250ZM247 121V122H250ZM161 121V120H160ZM179 121V119H178ZM203 121V120H202ZM215 121V120H213ZM258 121V120H257ZM76 122V121H75ZM79 122V121H78ZM83 122V120H82ZM191 122V121H190ZM211 122V121H209ZM225 122V121H224ZM229 122V121H228ZM240 121L235 119L234 120V123L235 124H238ZM242 122V121H241ZM69 123V122H68ZM159 123V122H158ZM179 123V122H178ZM177 123V124H178ZM217 123V122H216ZM253 123V122H252ZM57 124V123H56ZM72 124V123H71ZM80 124V123H79ZM195 124V123H193ZM197 124V125H198ZM207 124V123H206ZM221 124V123H220ZM232 124V123H230ZM242 124V123H241ZM244 124V123H243ZM68 125V124H67ZM73 125V124H72ZM209 125V124H208ZM215 125V124H214ZM218 125V124H217ZM239 125V124H238ZM253 125V124H252ZM180 126V125H179ZM194 126V125H193ZM203 126V125H202ZM201 126V127H202ZM229 126V125H228ZM232 126V125H231ZM51 127V126H50ZM49 127V128H50ZM69 127V126H67ZM77 127V126H76ZM79 127V126H78ZM200 127V128H201ZM204 127V126H203ZM211 127V126H210ZM217 127V126H216ZM230 127V126H229ZM237 127V125H236ZM249 127V126H248ZM252 127V126H251ZM258 127V126H257ZM48 128V127H47ZM56 128V127H55ZM205 130H204V135L203 137L205 136L206 139L208 138V141L210 139L213 138V131L211 128H209L207 125H205ZM60 129V128H59ZM63 129V128H61ZM66 129V128H65ZM217 129V128H216ZM226 129V127H225ZM245 129V128H244ZM53 130V129H52ZM50 130V131H52ZM57 130V129H56ZM202 130V129H200ZM214 130V129H213ZM219 130V129H218ZM237 130V129H236ZM264 130V129H263ZM11 131H14L11 130ZM48 131V130H47ZM59 131V130H58ZM67 131V130H66ZM87 131V130H86ZM199 131V130H198ZM216 131V130H215ZM224 131V130H223ZM222 131V132H223ZM230 131V130H229ZM243 131V130H242ZM57 132V131H56ZM119 132H125L127 138H124V142H122L121 144L119 143H116V147L117 146H122L121 148L123 150H119L118 152H107L106 149H108L107 147L109 146L110 143V140H112L113 138H115L116 136L118 137L119 135ZM217 132V131H216ZM214 132V133H216ZM221 132V133H222ZM231 132V131H230ZM253 132V131H252ZM261 132V131H260ZM259 132V133H260ZM45 133V132H44ZM50 133V132H49ZM62 133V131H61ZM76 133V131H75ZM88 133V132H87ZM201 133V132H200ZM263 133V132H261ZM58 135V133H56ZM72 134V133H71ZM80 134V133H79ZM184 135V144L182 145L181 148H179V153H180V158H181V163H176V165L173 167V168H166V165H167V162L172 159V156L167 152H163V151H156L154 146H156L157 144H159L162 139L164 137H168V138H171V139H177L180 135ZM225 134H228V133H225ZM223 134V137L224 135ZM232 134V133H231ZM10 135V134H9ZM18 135V133H17ZM16 135V136H17ZM54 135V134H53ZM62 135V134H61ZM73 135V134H72ZM200 135V134H199ZM229 135V134H228ZM235 135V134H234ZM252 135V134H251ZM255 135V134H254ZM253 135V136H254ZM42 136V135H41ZM56 136V135H55ZM74 136V135H73ZM82 136V135H81ZM104 136H106V138L108 139L107 141H103L104 139ZM232 136V135H231ZM230 136V137H231ZM260 136V135H259ZM29 137V136H28ZM46 137V135H45ZM42 138V139H45ZM48 137V136H47ZM53 137V136H52ZM51 137V139H52ZM60 137V136H59ZM121 137V136H120ZM183 137V136H182ZM222 137V136H221ZM249 137V136H248ZM256 137V136H255ZM7 138V137H6ZM15 138V137H14ZM18 138V137H17ZM25 138V137H24ZM56 138V137H55ZM62 138V137H60ZM67 138V137H66ZM74 138V137H73ZM88 138V137H87ZM92 138V137H91ZM194 138V137H193ZM233 138V137H232ZM9 139V138H8ZM29 139V138H28ZM38 139V138H37ZM48 139V138H47ZM64 139V138H63ZM94 139V140H95ZM170 139V140H171ZM180 139V138H179ZM198 139V138H196ZM205 139V138H204ZM231 139V138H230ZM235 139V138H234ZM53 140V139H52ZM93 140V141H94ZM98 140H102V142L98 141ZM106 140V139H105ZM169 140V141H170ZM202 140V139H201ZM244 140V139H243ZM9 141V140H8ZM39 141V139H38ZM58 141V140H57ZM66 141V140H65ZM64 141V142H65ZM72 141V140H71ZM80 141V140H79ZM84 141V140H83ZM116 141V140H115ZM174 141V140H173ZM198 141V140H197ZM213 141V139H212ZM222 141V140H221ZM224 141V140H223ZM4 142V141H3ZM48 142V141H46ZM82 142V141H81ZM100 142V143H99ZM117 142V141H116ZM244 142V141H243ZM263 142V141H262ZM261 142V143H262ZM22 143V142H21ZM36 143V142H35ZM42 143V142H41ZM40 143V144H41ZM73 143V142H72ZM176 143V142H175ZM180 143V142H179ZM203 143V142H202ZM213 143V142H212ZM218 144L220 142H217ZM23 144V143H22ZM39 144V142H38ZM45 144V142L43 143ZM81 144V143H80ZM79 144V145H80ZM137 145V148L134 146ZM173 144V143H172ZM204 144V143H203ZM222 144V143H221ZM231 144V143H229ZM241 144V143H240ZM47 145H49V143H47ZM60 145V144H59ZM82 145V144H81ZM84 145V144H83ZM82 145V146H83ZM113 145V144H111ZM176 145V144H175ZM201 145V144H200ZM210 145V144H209ZM228 145V144H226ZM239 146V144H237ZM252 145V144H251ZM257 145V144H256ZM39 146V145H38ZM61 146V145H60ZM63 146V145H62ZM73 146V145H71ZM115 146V145H114ZM113 146V147H114ZM181 146V145H180ZM179 146V147H180ZM206 146V145H205ZM203 146V147H205ZM223 146V145H222ZM220 145V147H222ZM231 146V145H230ZM254 146V144H253ZM259 146V145H258ZM34 147H35V144H34ZM37 147V146H36ZM68 147V145H67ZM81 147V146H80ZM112 147V146H111ZM202 147V148H203ZM235 147V146H234ZM245 147V146H243ZM248 147V146H247ZM54 148V147H53ZM70 148V147H69ZM73 148V147H72ZM77 148V146H76ZM82 148V147H81ZM219 148V146H218ZM258 148V147H257ZM262 148V147H260ZM36 149V148H35ZM45 149V148H44ZM47 149V148H46ZM112 149V148H111ZM170 149V148H169ZM176 149V148H175ZM223 149V148H222ZM228 149V148H226ZM234 149V148H233ZM28 150V149H26ZM39 150V148H38ZM43 150V149H40V151ZM55 150V149H54ZM59 150V149H58ZM83 150V149H82ZM115 150V148H114ZM158 150V149H157ZM225 150V149H224ZM230 150V148H229ZM228 150V151H229ZM17 151V150H16ZM15 151V152H16ZM44 151V150H43ZM46 151V150H45ZM67 151V150H66ZM110 151V150H109ZM116 151V150H115ZM226 151V150H225ZM242 151V150H241ZM264 151V149H263ZM27 152V151H26ZM29 152V151H28ZM34 152V151H33ZM52 152V151H51ZM74 152V151H73ZM77 152V151H76ZM82 152V151H80ZM177 152V151H176ZM220 152V151H219ZM238 152V151H236ZM257 152V151H255ZM254 152V153H255ZM39 153V151H38ZM64 153V152H63ZM217 153V152H216ZM226 153V152H225ZM258 153V152H257ZM11 154V153H10ZM28 154V153H26ZM30 154V153H29ZM35 154H36V151H35ZM241 154V152H240ZM262 154V153H261ZM12 155V154H11ZM17 155V154H16ZM51 155V154H50ZM53 155V154H52ZM56 155V154H55ZM58 155V153H57ZM60 155H62L60 153ZM73 155V154H72ZM124 155V156H123ZM178 155V153H177ZM236 155V154H235ZM5 156V155H4ZM21 156V155H20ZM35 156V155H34ZM41 156V155H40ZM43 156V155H42ZM63 156V155H62ZM210 156V155H209ZM215 156H217L215 154ZM220 156V155H219ZM223 156V155H222ZM233 156H234V153H233ZM232 156V157H233ZM256 156V155H255ZM259 156V155H258ZM264 156V155H263ZM8 157V156H7ZM6 157V158H7ZM13 157V156H12ZM39 157V156H38ZM73 157V156H72ZM14 158V157H13ZM12 158V159H13ZM28 157H26L27 159ZM35 158V157H34ZM44 158V157H43ZM45 158H46V155H45ZM179 158V157H178ZM203 158V160L201 159ZM209 158V157H208ZM214 158V156H213ZM216 158V157H215ZM214 158V159H215ZM255 158V157H254ZM263 158V157H261ZM2 159V158H1ZM10 159V158H9ZM32 159V158H30ZM39 159V158H38ZM47 159V158H46ZM45 159V160H46ZM50 159V158H49ZM54 159V158H53ZM220 159V158H219ZM224 159V158H223ZM229 159V158H228ZM25 160V159H24ZM33 160V159H32ZM31 160V161H32ZM43 160V162L45 161ZM51 160V159H50ZM65 160V159H64ZM221 160V159H220ZM247 160V159H246ZM253 160V158H252ZM9 161V160H8ZM21 161V160H20ZM19 161V162H20ZM37 161V160H35ZM48 161V160H47ZM60 161V160H59ZM57 162L56 163H60V162ZM211 161V160H210ZM7 162V161H6ZM11 162V161H10ZM9 162V163H10ZM14 162V161H13ZM12 162V163H13ZM34 162V161H32ZM42 162V161H41ZM42 162V163H43ZM209 162V161H208ZM220 162V161H218ZM252 162V161H251ZM258 162V161H257ZM261 162V161H260ZM8 163V164H9ZM16 163V162H15ZM18 163V162H17ZM22 163V162H21ZM20 163V165H21ZM26 163H28V161H26ZM36 164V162H34ZM38 163V162H37ZM216 163V162H215ZM214 163V164H215ZM231 163V162H230ZM250 163V162H249ZM254 163V161H253ZM263 163V162H262ZM1 164V162H0ZM3 164V163H2ZM1 164V165H2ZM50 164V162H49ZM190 164V165H191ZM259 164V163H258ZM7 165V163H6ZM34 165V164H33ZM45 165V164H43ZM55 165V164H54ZM59 165V164H58ZM61 165H64V164H61ZM60 165V166H61ZM206 165V163H205ZM247 165V164H246ZM49 166V165H48ZM71 166V165H70ZM213 166V165H212ZM215 166H217V164H215ZM3 167V165H2ZM5 167V165H4ZM26 167V165H25ZM34 167V166H33ZM38 167V166H37ZM42 167V166H41ZM51 167V166H49ZM53 167V166H52ZM64 167V166H63ZM196 167V166H195ZM204 167V166H203ZM210 167V166H209ZM228 167V166H226ZM232 167V166H231ZM236 167V166H235ZM251 167H253L251 165ZM250 167V168H251ZM256 167V166H255ZM262 167V166H261ZM12 168V167H11ZM14 168V167H13ZM16 168V167H15ZM18 168V166H17ZM24 168V167H23ZM39 168V167H38ZM45 168V167H44ZM60 168V167H59ZM58 168V169H59ZM207 168V166H206ZM257 168V167H256ZM259 168V167H258ZM5 169V168H4ZM34 169V168H33ZM37 169V168H36ZM48 169V167H47ZM51 169V168H50ZM62 169V168H61ZM65 169V168H64ZM67 169V168H66ZM114 169V170H113ZM224 169V168H223ZM239 169V167H238ZM249 169V167H248ZM10 170V169H9ZM19 170V168H18ZM17 170V172H18ZM27 170V169H26ZM29 170V169H28ZM193 170V169H192ZM197 170V169H196ZM194 170V171H196ZM200 170V169H199ZM205 170V168H204ZM203 170V171H204ZM230 170H233V169H230ZM253 170V169H252ZM13 171V170H12ZM32 171V170H31ZM36 171V170H35ZM208 171H210L208 169ZM249 171V170H248ZM256 171V170H255ZM5 172V170H4ZM22 172V171H20ZM24 172V170H23ZM39 172V171H38ZM45 172V171H44ZM49 172V171H48ZM112 172V173H111ZM131 173H133L134 171H131ZM211 172V171H210ZM250 172V171H249ZM13 173V172H12ZM35 173V172H34ZM51 173V172H50ZM59 173H61L59 171ZM17 174V173H16ZM20 174V173H19ZM26 174V173H25ZM25 174H21L23 175V178H24V175ZM45 174V173H44ZM205 174V171L204 173ZM213 176L215 177H218V178H222L223 179H228L227 177H231L232 175L236 174L234 171L232 172H224V170H222L221 166H217V168H215L213 170ZM247 173H241L239 174L235 179H240L244 176H246ZM2 175V174H1ZM9 175H10V171H9ZM8 175V176H9ZM14 175V174H13ZM135 175V174H134ZM206 175V174H205ZM30 175H28L29 177ZM34 176V175H33ZM32 176V177H33ZM38 176V175H37ZM42 176V175H41ZM136 176V175H135ZM131 176L130 178H133V180H137V176ZM141 176V175H140ZM210 176V175H208ZM5 177V176H4ZM22 177V176H20ZM48 177V176H47ZM53 177V176H52ZM129 177V176H128ZM141 177H144L141 176ZM229 177V178H230ZM235 177V176H234ZM1 178V177H0ZM15 178V176H14ZM31 178V177H30ZM35 178V177H34ZM43 178V177H41ZM45 178V177H44ZM43 178V180H44ZM192 178V177H191ZM189 178V180L191 179ZM207 178V177H206ZM233 179V177H231ZM3 179V178H2ZM8 179V177H7ZM12 179V178H11ZM26 179V178H25ZM140 179V178H139ZM142 179V178H141ZM140 179V180H141ZM209 179V178H208ZM231 179V180H232ZM234 179V180H235ZM254 179V178H253ZM15 180H17L15 178ZM31 180V179H29ZM49 180V178H48ZM47 180V181H48ZM53 180V179H52ZM117 180V179H116ZM194 180V179H192ZM191 180V181H192ZM241 180V179H240ZM250 180V179H249ZM252 180V179H251ZM42 181V180H41ZM46 181V183H47ZM139 181V180H138ZM190 181V183H191ZM8 183V181H6ZM52 182V181H51ZM54 182V181H53ZM141 182V184H142ZM197 182V181H196ZM213 182V181H212ZM211 182V183H212ZM239 182V181H238ZM236 182V183H238ZM30 183V182H29ZM130 183V182H129ZM193 183V182H192ZM225 183V182H224ZM235 183V182H233ZM14 184V182H13ZM12 184V185H13ZM40 184L39 186L37 187H40L41 186V183H38ZM53 184V183H52ZM51 184V185H52ZM220 184V183H219ZM226 184V183H225ZM229 184V183H228ZM240 184V183H239ZM30 185V184H29ZM32 185V184H31ZM104 185V186H103ZM136 185V184H135ZM199 185V184H198ZM222 185V184H221ZM14 186V185H13ZM17 186V185H16ZM24 186V185H23ZM26 186V185H25ZM112 186H115V185H112ZM142 186V185H141ZM191 186V185H190ZM194 185H192L193 187ZM200 186V185H199ZM235 186V185H233ZM247 186V185H246ZM8 187V185H7ZM116 187V186H115ZM129 187V185H128ZM157 187H159V189H157ZM197 187V186H196ZM194 186V188H196ZM201 187L202 184H201ZM206 187V186H205ZM217 187V186H216ZM225 187V186H224ZM251 187V186H250ZM256 187V186H255ZM17 188V187H16ZM25 188V187H24ZM28 188V187H27ZM26 188V189H27ZM30 188V187H29ZM32 188V187H31ZM119 188V187H118ZM130 188H134L133 185L131 184L130 185ZM193 188V189H194ZM199 188V187H198ZM226 188V187H225ZM25 189V190H26ZM113 189V188H112ZM177 189V190H176ZM191 189V188H190ZM203 189V188H202ZM238 189V188H237ZM242 189V188H241ZM262 189V188H261ZM15 190V189H14ZM131 190V189H130ZM150 190V188H149ZM183 190V189H182ZM188 190V189H187ZM201 190V189H200ZM225 190V189H224ZM239 190V189H238ZM2 191V190H1ZM20 190L18 189V192ZM24 191V190H23ZM29 191V189H28ZM32 191V190H31ZM111 191V190H110ZM132 191V190H131ZM130 191V192H131ZM143 191V189H142ZM189 191V190H188ZM197 191V189L195 190ZM220 191V190H219ZM14 192V191H13ZM25 192V191H24ZM24 192H21V193H24ZM113 192V191H111ZM133 192H135V190H133ZM152 192V191H151ZM203 192V191H201ZM209 192H210V189H209ZM261 192V191H260ZM263 192V191H262ZM116 193H118L117 195L122 197V200L124 201L123 205H126L128 206L130 209L135 205L132 198H129L128 194L129 192H125L123 191L122 189L118 190ZM142 193V192H141ZM1 194V193H0ZM20 194V193H19ZM26 194V193H25ZM29 194V193H28ZM112 194V193H111ZM115 194V193H114ZM143 194V193H142ZM151 194V193H150ZM202 194V193H201ZM4 195V194H3ZM2 197L0 196V198L2 199L1 201H3L1 204H2V208H1V205H0V208L2 210V213H0V222L3 224H7L8 223V219H9V210H8V205L7 203L5 204L6 200H4L3 198L5 197ZM144 195V194H143ZM194 195V194H193ZM197 195V194H196ZM205 195V194H204ZM203 195V196H204ZM207 195V194H206ZM216 195V194H215ZM259 195V194H258ZM257 195V196H258ZM34 196V194H33ZM32 196V197H33ZM87 196V195H86ZM188 196V195H187ZM198 196V195H197ZM196 196V197H197ZM211 196V195H210ZM213 196V195H212ZM13 197V195H12ZM18 197V196H17ZM30 197V196H29ZM110 197V198H109ZM113 197V196H112ZM120 197V198H121ZM134 197V196H133ZM190 197V196H189ZM200 197V196H199ZM214 197V196H213ZM9 198V197H7ZM14 198V197H13ZM24 198V197H23ZM88 198V197H87ZM90 198V197H89ZM88 198V199H89ZM96 198H93V199H96ZM145 198V197H144ZM143 198V199H144ZM191 198V197H190ZM216 198V197H215ZM223 198V197H222ZM225 198H228V197H225ZM230 198V197H229ZM260 198V197H259ZM12 199V198H11ZM85 199V198H84ZM91 199V198H90ZM134 199V198H133ZM139 199V198H138ZM199 199V198H198ZM213 199V198H212ZM253 199V198H252ZM135 200V199H134ZM140 200V199H139ZM195 200V198H194ZM203 200V199H202ZM225 200H228V199H225ZM255 200V199H254ZM262 200V199H261ZM5 201V202H4ZM19 201V200H18ZM17 201V202H18ZM233 201V200H232ZM243 201V200H242ZM253 201V200H252ZM256 201V200H255ZM28 202V201H27ZM85 202V201H83ZM136 202V201H135ZM196 202V200L194 201ZM201 202V201H200ZM199 202V203H200ZM204 202V201H203ZM206 202V201H205ZM217 202V201H216ZM222 202V201H221ZM228 202V201H226ZM248 202V201H247ZM21 203V202H20ZM93 203V202H92ZM118 203V202H117ZM122 203V202H121ZM138 203V202H137ZM214 203V202H213ZM225 203V202H224ZM243 203V202H242ZM245 203V201H244ZM19 204V203H18ZM30 204V205H31ZM91 204V202H90ZM203 204V203H202ZM210 204V203H209ZM250 204V203H249ZM10 205V204H9ZM16 205V204H15ZM27 205V204H26ZM47 205V207H48ZM92 205V204H91ZM204 205V204H203ZM207 205V204H206ZM231 205V204H230ZM244 205V204H243ZM12 206V205H11ZM31 206V207H32ZM77 206V205H76ZM88 206V205H87ZM121 206V205H120ZM194 207H196L194 204H193ZM263 206V205H262ZM261 206V207H262ZM13 207V206H12ZM20 207V206H19ZM23 207V206H22ZM29 207V206H28ZM43 207V206H42ZM53 207V206H52ZM73 207V206H72ZM90 207V206H89ZM99 207V208H100ZM153 207V206H152ZM250 207V206H249ZM252 207V206H251ZM256 207V206H255ZM41 208V207H40ZM57 208V207H56ZM74 208V207H73ZM81 208H83L81 206ZM95 208V207H94ZM125 208V207H124ZM258 208V207H256ZM33 209V208H32ZM50 209V208H49ZM53 209V208H52ZM90 209V208H89ZM196 209V208H195ZM246 209V208H245ZM15 210V209H14ZM30 210V208H29ZM81 210V209H80ZM84 210V209H83ZM100 210V209H99ZM155 210V209H154ZM197 210H198V207H197ZM240 210H243V209H240ZM58 211V210H56ZM79 209L77 210V213H78ZM85 211V210H84ZM89 211V210H88ZM128 211V210H127ZM126 211V212H127ZM152 211V210H150ZM247 211H250V209H247ZM1 212V211H0ZM18 212V211H17ZM33 212V211H32ZM75 212V211H74ZM94 212V211H93ZM130 212V210H129ZM142 212V213H141ZM187 212V213H188ZM38 213V212H37ZM51 213L52 214V211H44L42 209H39V213H38V218L41 219L42 221H48L49 218L47 217V214ZM100 213V212H99ZM98 213V214H99ZM112 213V214H113ZM188 213V214H189ZM234 213V212H233ZM14 214V212H13ZM12 214V215H13ZM28 214V213H27ZM34 214V213H33ZM36 214V213H35ZM83 214V213H82ZM187 214V215H188ZM247 214V213H246ZM58 215V214H57ZM60 215V214H59ZM77 215V214H76ZM155 215V214H154ZM186 215V216H187ZM193 215V213H192ZM262 215V214H261ZM79 216V215H78ZM93 216V215H92ZM107 216V215H106ZM109 216V215H108ZM157 216V217H158ZM185 216V217H186ZM230 216V215H229ZM240 216V215H238ZM17 217V216H15ZM14 217V218H15ZM53 217V216H52ZM81 218V216H79ZM95 217V216H94ZM105 217V216H104ZM112 217V216H111ZM192 217V216H191ZM255 217V216H254ZM74 218V217H73ZM75 218H78V217H75ZM100 218V217H99ZM110 218V217H108ZM115 218V217H114ZM159 218V219H160ZM242 218V217H241ZM253 218V217H252ZM19 221H18V220ZM21 219L24 220V216H21L20 218H15L13 220L16 221V224H20L21 222ZM32 219V218H31ZM69 219V218H68ZM72 219V217H71ZM82 219V218H81ZM90 219V218H89ZM151 219V217H150ZM157 219V218H156ZM187 219H188V216H187ZM245 219V218H244ZM37 220V219H36ZM35 220V222H36ZM40 220V221H41ZM58 220V219H57ZM61 220V219H60ZM64 219H62L61 221H63ZM77 220V219H76ZM83 220V219H82ZM81 220V221H82ZM86 220V219H85ZM84 220V221H85ZM92 220V219H91ZM95 220V219H94ZM111 220V219H110ZM143 222L144 219H142ZM153 220V217L152 219ZM150 220V221H151ZM155 220V219H154ZM246 220V219H245ZM50 221V220H49ZM83 221V222H84ZM107 221V220H106ZM117 221V222H118ZM156 221V220H155ZM188 221V220H187ZM189 221H191L189 219ZM194 220H192V223ZM247 221V220H246ZM56 222V221H55ZM75 222V221H74ZM73 222V223H74ZM82 222V223H83ZM88 223V221H85ZM90 222V221H89ZM101 222V221H100ZM105 222V221H103ZM115 222V221H114ZM183 222V221H182ZM243 222V221H242ZM25 223V222H24ZM39 223V221H38ZM47 223V222H45ZM57 223V222H56ZM76 223V222H75ZM81 223V222H79ZM78 223V224H79ZM109 223V222H108ZM153 223V222H152ZM150 223V224H152ZM157 223V222H155ZM236 223V222H235ZM10 224V223H9ZM43 224V222L41 223ZM54 224V223H52ZM100 224V223H99ZM154 224V223H153ZM159 224V223H158ZM12 224H10L11 226ZM14 225V224H13ZM30 225V224H29ZM33 225V224H32ZM36 225V224H35ZM63 225V224H62ZM68 225V224H67ZM86 225V224H85ZM94 225V224H93ZM105 225V224H104ZM115 225V224H114ZM113 225V226H114ZM120 225V224H119ZM118 225V226H119ZM175 225V224H174ZM190 225V224H188ZM186 224V227L188 226ZM4 226V225H3ZM31 226V225H30ZM38 226V225H37ZM64 226V225H63ZM77 226V225H76ZM79 226V225H78ZM166 226V225H164ZM168 226V224H167ZM166 226V227H167ZM176 226V225H175ZM182 226V225H181ZM234 226V225H233ZM238 226V225H237ZM2 227V226H0ZM5 227V226H4ZM18 227V226H17ZM16 227V228H17ZM26 227V226H25ZM39 227V226H38ZM45 227V226H44ZM59 227V225H58ZM70 228V226H68ZM73 227V226H72ZM162 227V226H161ZM164 227V228H166ZM228 227V226H226ZM6 228V227H5ZM60 228V227H59ZM65 228V227H64ZM76 228V227H75ZM86 228V227H85ZM84 228V229H85ZM107 228V227H106ZM114 228V227H113ZM120 228V227H118ZM150 228V227H149ZM154 228V227H153ZM160 228V227H159ZM173 228V227H172ZM180 228V227H179ZM195 228V227H194ZM193 228V229H194ZM11 229V228H10ZM18 229V228H17ZM26 229V228H25ZM24 229V231H26ZM28 229V228H27ZM32 229V228H31ZM30 229V231H31ZM36 229V228H35ZM40 229V228H39ZM50 229V227H49ZM53 229H54V226H53ZM80 229V228H78ZM174 229V228H173ZM196 229V228H195ZM221 229V228H220ZM228 229V228H226ZM236 229V227H235ZM7 230V229H6ZM16 230V229H15ZM38 230V229H37ZM46 230V229H45ZM74 230V229H73ZM87 230V229H86ZM97 231L100 229H96ZM107 230V229H106ZM109 230V229H108ZM157 230V229H156ZM172 230V229H171ZM178 230V229H177ZM3 231V229H2ZM8 231V230H7ZM11 231V230H10ZM19 231V230H18ZM60 231V230H59ZM93 231V230H92ZM95 231V232H97ZM154 231V230H153ZM164 231V229H163ZM168 231V229L166 230ZM164 231V232H166ZM174 231V230H173ZM191 231V230H190ZM13 232V230H12ZM11 232V233H12ZM23 232V231H22ZM28 232V230H27ZM35 232V231H34ZM43 232V231H41ZM50 232V231H49ZM56 232V230H55ZM68 232V231H67ZM102 232V231H101ZM105 232V231H104ZM109 232V231H108ZM163 232V233H164ZM170 232V231H168ZM180 232V231H179ZM184 232V231H183ZM196 232V231H195ZM248 232V231H247ZM245 232V234L247 233ZM26 233V232H25ZM29 235H30V232H28ZM62 233V232H60ZM80 233V232H79ZM106 233V232H105ZM115 233V231H114ZM152 233V232H151ZM176 233V232H175ZM2 234V233H1ZM27 234V233H26ZM36 234V233H35ZM48 234V233H47ZM92 234V233H91ZM103 234V233H102ZM101 234V235H102ZM148 234V233H147ZM162 234V233H161ZM178 234V233H177ZM225 234V233H224ZM17 235V234H14V236ZM24 235V234H23ZM22 235V236H23ZM39 235V234H38ZM37 235V236H38ZM42 235V234H41ZM75 235V233L73 234ZM104 235V234H103ZM111 235V234H110ZM113 235V234H112ZM168 235V234H167ZM190 235V234H189ZM211 235V234H210ZM243 235V234H242ZM4 236V235H3ZM13 236V237H14ZM28 236V234H27ZM48 236V235H47ZM61 236V235H60ZM151 236V235H150ZM166 236V235H165ZM172 236V235H171ZM174 236V235H173ZM245 236V235H244ZM7 237V236H6ZM21 237V236H20ZM24 237V236H23ZM22 237V238H23ZM35 237V236H34ZM33 237V238H34ZM41 237V236H40ZM59 237V235H58ZM64 237V236H63ZM83 237V235H82ZM94 237V236H93ZM215 237V236H214ZM259 237V236H258ZM15 238V237H14ZM39 238V237H38ZM37 238V239H38ZM43 238V237H42ZM41 238V239H42ZM46 238V237H45ZM51 238V237H50ZM50 238H48L50 240ZM87 238V236H86ZM91 238V237H90ZM103 238V237H102ZM103 238V240H104ZM154 238V237H153ZM163 238V237H162ZM161 238V239H162ZM170 238V237H169ZM176 238V237H175ZM218 238V237H217ZM16 239V238H15ZM21 239V238H19ZM61 239V238H60ZM95 239V238H94ZM92 238V240H94ZM151 239V238H150ZM6 241L3 237L0 238V243L1 241ZM10 240H12L10 238ZM30 240V239H29ZM36 240V239H35ZM57 240V239H56ZM146 240V239H145ZM214 240V239H213ZM9 241V240H8ZM21 241V240H20ZM19 241V243H20ZM37 241V240H36ZM41 241V240H40ZM95 241V240H94ZM102 241V240H101ZM163 241V240H162ZM167 241V240H166ZM244 241V239H243ZM7 242V241H6ZM83 242V241H82ZM156 242V241H155ZM8 243V242H7ZM6 243V244H7ZM18 243V245H19ZM29 243V241H28ZM32 243V242H31ZM86 243V242H84ZM148 243V241H147ZM150 243V242H149ZM170 243V242H169ZM199 243L196 247V244ZM212 243V242H211ZM216 243V242H215ZM27 244V243H26ZM57 244V243H56ZM209 244V243H208ZM207 244V245H208ZM262 244V243H261ZM5 245V243H4ZM9 245V244H8ZM30 245V244H29ZM43 245V243H42ZM74 245V244H73ZM76 245V244H75ZM157 245V244H156ZM202 246L204 245L201 244ZM233 245V244H232ZM2 246V245H1ZM6 246V245H5ZM10 246V245H9ZM22 246V245H21ZM26 246V245H25ZM36 246V245H34ZM33 246V247H34ZM83 246V245H82ZM81 246V247H82ZM86 246V245H85ZM89 246V244H88ZM150 246V245H149ZM153 246V245H152ZM151 246V247H152ZM216 246V245H215ZM17 247V246H16ZM23 247V246H22ZM28 247V245H27ZM37 247V246H36ZM39 247V246H38ZM37 247V248H38ZM87 247V246H86ZM210 247V246H209ZM32 248V247H31ZM64 248V247H63ZM80 248V247H79ZM177 248V250H175ZM212 248V247H211ZM214 248V247H213ZM4 249V247H3ZM9 249V248H8ZM27 249V248H26ZM35 249V248H34ZM83 249V247H82ZM87 249V248H86ZM205 249V247H204ZM221 249V248H220ZM247 249V248H246ZM261 249V248H260ZM259 249V250H260ZM1 250V249H0ZM75 250V249H74ZM78 250V248H77ZM88 250V251H89ZM202 250V248H201ZM215 250V249H212V251ZM3 251V250H2ZM10 251V249H9ZM29 251V250H28ZM82 251V250H81ZM152 251V252H150ZM220 251V250H219ZM225 251V250H224ZM30 252V251H29ZM43 252V251H41ZM85 252V251H84ZM199 252V251H198ZM205 252V251H204ZM242 252V251H241ZM6 253V252H5ZM82 253V252H81ZM103 253V252H102ZM212 253V252H211ZM218 253V252H217ZM263 253V252H262ZM32 254V253H31ZM43 254V253H42ZM48 254V253H47ZM75 254V253H74ZM76 254H79L78 252H76ZM96 254V253H95ZM99 254V253H98ZM196 254V253H195ZM223 254V253H222ZM252 254V253H251ZM4 255V254H3ZM34 255V254H33ZM45 255V254H43ZM83 255V254H82ZM199 255V254H198ZM219 255V254H218ZM235 255V254H233ZM19 256V255H18ZM32 256V255H31ZM48 256V255H46ZM50 256V255H49ZM197 256V255H196ZM208 256V255H207ZM245 256V255H244ZM2 257V256H1ZM74 257V256H73ZM89 257V256H88ZM205 257V255H204ZM51 258V257H50ZM76 258H77V255H76ZM79 258V257H78ZM200 258V257H198ZM231 258V257H230ZM237 258V257H236ZM239 258V257H238ZM244 258V257H243ZM262 258V257H261ZM260 258V260H261ZM12 259V258H11ZM45 259V258H44ZM246 259V258H245ZM264 258H262L263 260ZM8 260V259H7ZM74 260V259H73ZM76 260V259H75ZM79 260V259H78ZM195 260V259H194ZM202 260V259H201ZM219 260V259H218ZM239 260V259H238ZM241 260V259H240ZM44 261V260H43ZM42 261V262H43ZM192 261V260H191ZM197 261V260H196ZM80 262V263H81ZM185 262V261H184ZM189 262V261H188ZM199 262V260H198ZM78 263V262H76ZM7 264V263H6ZM75 264V263H74ZM194 264V263H193ZM216 264V263H215ZM226 264H229V263H226ZM249 264V262H248ZM256 264V263H255Z\"/></svg>", "mask_w": 264, "mask_h": 264}, {"label": "snow or ice", "instance_id": "3", "mask_svg": "<svg viewBox=\"0 0 264 264\" xmlns=\"http://www.w3.org/2000/svg\"><path fill=\"white\" fill-rule=\"evenodd\" d=\"M261 6L264 7V0H261ZM261 264H264V261H262Z\"/></svg>", "mask_w": 264, "mask_h": 264}]
</instances>
